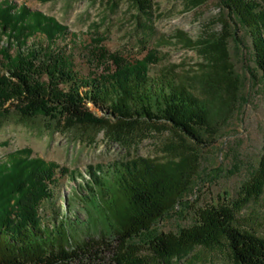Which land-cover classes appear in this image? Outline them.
Instances as JSON below:
<instances>
[{
	"label": "trees",
	"instance_id": "obj_1",
	"mask_svg": "<svg viewBox=\"0 0 264 264\" xmlns=\"http://www.w3.org/2000/svg\"><path fill=\"white\" fill-rule=\"evenodd\" d=\"M222 1L251 30L264 84V13L244 0ZM133 2L149 15V0ZM67 36V26L55 18L0 1V127L14 114L24 121L58 117L68 127H98L121 138L131 126L160 124L191 144L177 162L136 157L112 164L108 175L101 165L90 166L88 179L73 192L86 219L74 221L53 203L60 177L72 172L28 148L8 154L0 160V264H92L103 262L106 253L111 264H147L150 256L173 264L197 247L225 250L233 264H264V234L239 224L237 216L264 193V146L236 203L200 210L179 234L155 228L190 190L198 169L194 147L213 139L234 108L224 39L203 43L209 64L196 78L172 66L154 70L159 60L153 52L129 60L100 45L98 60L111 64L85 77L75 70ZM89 103L108 116H95ZM78 230L98 237L76 242ZM145 246L149 257L141 254Z\"/></svg>",
	"mask_w": 264,
	"mask_h": 264
},
{
	"label": "rangeland",
	"instance_id": "obj_2",
	"mask_svg": "<svg viewBox=\"0 0 264 264\" xmlns=\"http://www.w3.org/2000/svg\"><path fill=\"white\" fill-rule=\"evenodd\" d=\"M8 1L43 12L67 26L64 43L71 51L76 72L85 77L98 75L111 64L108 60H98L100 45L108 53L129 60L142 59L153 52L159 60L154 70L172 66L179 74L196 78L209 64L203 43L223 38L226 65L232 79L229 90L236 94L234 108L213 139L208 138L205 144L194 147L198 169L190 190L155 228L158 233L179 234L196 222L200 210L212 205L232 206L240 199L241 188L258 168L263 153L264 84L251 30L240 23L222 0H202L198 4L193 0H149V15L133 0ZM244 1L264 13V0ZM88 107L95 116H108L92 103ZM126 131L125 136L117 138L98 127H68L63 118L36 117L24 121L14 114L0 127V160L16 150L28 148L33 156L55 162L72 172L73 176L69 173L60 177L54 207H59V215L67 214L68 220L77 216L85 220L86 213L73 192L88 179L90 166L101 165L108 175L112 164L136 157L177 162L183 146L191 144L165 125L140 123ZM68 202L71 207L66 210ZM52 213L49 209L48 215ZM237 216L239 224H253L263 235L264 193L245 203ZM78 231L76 242L98 237L90 230ZM141 254L150 256L148 246ZM110 258L106 253L103 262L92 264H111ZM147 264L163 263L150 256ZM173 264L233 262L225 250L197 247Z\"/></svg>",
	"mask_w": 264,
	"mask_h": 264
}]
</instances>
